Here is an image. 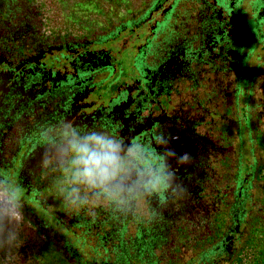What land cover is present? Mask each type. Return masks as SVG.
<instances>
[{
    "label": "flooded vegetation",
    "instance_id": "af4514ba",
    "mask_svg": "<svg viewBox=\"0 0 264 264\" xmlns=\"http://www.w3.org/2000/svg\"><path fill=\"white\" fill-rule=\"evenodd\" d=\"M69 119L119 140L121 155L138 146L187 194L173 200L161 188L117 207L88 192L81 206L71 167L42 164ZM161 133L189 163L161 159ZM260 145L264 0H0V198L22 214L0 225L25 231L23 245L31 226L75 261L70 246L97 247L118 231L180 244L188 229L211 232L232 253Z\"/></svg>",
    "mask_w": 264,
    "mask_h": 264
},
{
    "label": "clouds",
    "instance_id": "9594fccd",
    "mask_svg": "<svg viewBox=\"0 0 264 264\" xmlns=\"http://www.w3.org/2000/svg\"><path fill=\"white\" fill-rule=\"evenodd\" d=\"M79 127V124L73 126L71 119L59 126L51 134L54 142L50 148L54 153L50 155L45 152L42 164L48 165L54 159L61 168L71 167L73 183L85 189L86 194L78 198L81 206L88 203V192L93 194L95 200L103 198L117 207L126 205L137 196L158 192L161 188L170 190L169 198L173 200L187 194L183 186L176 182V173L172 168L162 170L152 166L138 146L128 147L126 154L121 155L125 147L119 140L101 131L81 133ZM160 143L165 149L161 159H176L180 165L190 162L187 153L177 156L163 133L160 135ZM3 221L16 224L22 222L18 202L12 203L0 198V222ZM6 244L9 251L14 250L17 258L23 240L18 234L12 233Z\"/></svg>",
    "mask_w": 264,
    "mask_h": 264
},
{
    "label": "trees",
    "instance_id": "16d2710c",
    "mask_svg": "<svg viewBox=\"0 0 264 264\" xmlns=\"http://www.w3.org/2000/svg\"><path fill=\"white\" fill-rule=\"evenodd\" d=\"M256 178L257 182L264 180V169H257ZM252 202L250 212L240 213V218L248 215V221L232 253L227 251L226 244L221 247L219 242L213 243L211 232L206 230L185 229L180 244L173 243L170 237L144 243L134 232L123 230L116 237H123L124 241L114 238L93 248L84 244L70 246L68 253L75 256V261H69L68 257L59 256L58 246L41 244L31 228L30 245L19 249L20 257L30 255V264H264V195ZM87 253L97 254L98 258H80Z\"/></svg>",
    "mask_w": 264,
    "mask_h": 264
},
{
    "label": "rangeland",
    "instance_id": "374dc122",
    "mask_svg": "<svg viewBox=\"0 0 264 264\" xmlns=\"http://www.w3.org/2000/svg\"><path fill=\"white\" fill-rule=\"evenodd\" d=\"M239 136H240L239 141L241 143L242 141L241 134ZM254 156L256 161L255 170H257L258 168L264 169V150L255 148ZM262 195H264V180H259V182L255 184V188H253V190L251 191V196L254 200H257ZM7 232L9 234L6 236L5 234ZM12 233H16L22 237L26 235L25 231L21 229H15V226L5 229L2 225H0V264H30V255L26 254V256L20 257V250H19L18 257L16 258L14 254V250L13 251L8 250L6 241L8 240L7 238H10ZM30 233H32L31 230ZM31 236L33 237V234ZM22 237H20V239ZM28 243L30 245V242ZM188 257L189 254L185 255V259H187Z\"/></svg>",
    "mask_w": 264,
    "mask_h": 264
}]
</instances>
